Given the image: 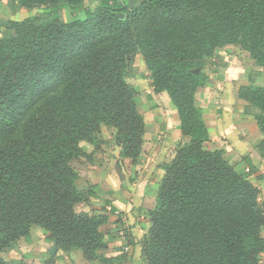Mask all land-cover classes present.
Masks as SVG:
<instances>
[{"label": "trees", "instance_id": "obj_1", "mask_svg": "<svg viewBox=\"0 0 264 264\" xmlns=\"http://www.w3.org/2000/svg\"><path fill=\"white\" fill-rule=\"evenodd\" d=\"M1 5L30 15L21 22L0 20V253L9 254L19 238L31 243L29 230L40 228L47 244L106 264L97 252L105 248L99 227L107 223V212L75 211L83 199L71 162L84 155L79 144L91 143L101 125L115 130L121 155L137 162L146 125L137 110L138 91L126 79L135 76L127 67L140 55L153 92L168 95L188 139L161 168L156 203L147 214L150 228L141 241L146 264H261L264 210L249 180L254 169L247 164V171L236 170L221 151L205 148L208 130L195 94L208 77L195 70L205 63L217 73L227 66L222 46L241 42L264 71V0H0ZM65 9L86 17L64 21ZM260 75L251 72L238 97L264 135V87L255 85ZM145 99L153 101L150 95ZM259 148L264 154V140ZM110 233L124 234L121 228ZM59 261L49 254L43 264ZM0 264L8 263L0 258Z\"/></svg>", "mask_w": 264, "mask_h": 264}, {"label": "crops", "instance_id": "obj_2", "mask_svg": "<svg viewBox=\"0 0 264 264\" xmlns=\"http://www.w3.org/2000/svg\"><path fill=\"white\" fill-rule=\"evenodd\" d=\"M94 4L96 7L97 3ZM5 7L6 5H1L0 11L7 12L4 10ZM90 9L92 10L94 7L90 6ZM40 12L41 9L33 11V13ZM29 14L30 11L27 9L9 11L8 20L21 22ZM62 14L64 21L85 19L83 11L71 15L70 10L65 9ZM17 17H22V19L17 21ZM230 81H232L230 85L233 88L231 91L227 88ZM249 84L247 79L242 84H238V77L230 80L225 75V78L219 81L216 77L211 76L204 87L195 94V104L201 109L208 130L209 141L205 143V148L210 151H221L223 156L229 159V162L238 163V170L247 171V164L250 165L254 172L250 175L249 180L258 190L262 191L264 183L258 182H262V180L264 182V154L259 145L264 140V135L257 127L254 117L244 113L247 103L238 97L239 88ZM211 101H213L212 105ZM144 123L147 127L146 122ZM171 123H163L161 130H165L166 133L165 144L176 148L181 139H185L182 144L186 143L188 139L181 135L177 114L176 122ZM146 135L147 132L144 134V140ZM159 165V163H155L154 169L146 170L152 175L146 179V182L140 178L137 184H126L123 187L114 184L112 188L110 187L113 191L112 202L108 200L109 203H106L105 200H102L101 194H96L97 197H93L94 200L90 199L91 202H81L75 205V211L78 213L100 214L103 209L106 210L107 223L99 227L100 232L104 234L105 248L97 252L107 260L106 264H146L141 255V241L150 228L146 215L156 203L158 186L154 190L152 185H159L163 176V170L159 168ZM86 166L90 168L89 170H93V167L89 166L87 162L80 167L84 169L82 172L87 171ZM83 176L87 175L83 174L79 178L81 179ZM89 181L92 182V180ZM85 193L88 194L89 190L86 189ZM125 197L129 198L131 203L126 202ZM92 203H96V205H92ZM111 206L115 209L113 213L109 211ZM121 211L124 212L123 215L118 214ZM134 215L140 216L142 220L135 221ZM124 221L129 227L128 234L125 232V237H118L114 233H110L117 228H125ZM29 235L31 243L28 244L23 238H19L11 246L10 253H0V258L6 260L5 256H9L11 259H20L27 264H43L50 254L61 258V261L55 262V264H104L99 261H85L80 250L66 253L59 250L54 244H47L44 241L46 233L40 228H31ZM261 236L264 238V231H261ZM261 264H264V254L261 257Z\"/></svg>", "mask_w": 264, "mask_h": 264}, {"label": "rangeland", "instance_id": "obj_3", "mask_svg": "<svg viewBox=\"0 0 264 264\" xmlns=\"http://www.w3.org/2000/svg\"><path fill=\"white\" fill-rule=\"evenodd\" d=\"M94 3L95 2L90 5L92 8L95 7ZM4 10L7 12L0 11V20L3 21L8 20L9 11H13L10 6H6ZM36 14L39 15L40 13ZM83 17H86L85 13ZM21 19L22 17H17V21ZM4 31L5 28L0 30V32ZM219 54L220 58H223L227 64L225 68H218L217 73H212L211 70L214 68L205 65V63H201L195 72H202L206 74L208 78L211 76L216 77L219 81H222V79L225 78V75L227 76V79L230 80H234L235 77H238V84H242L246 81V79L249 81L251 72L260 71L261 75L256 79L255 85L258 87H264L263 69L254 65V62L250 59L249 54L243 50L241 42L222 46L219 50ZM212 60V62L215 63L217 58L214 57ZM127 69L135 74L134 77L127 78L126 82L132 89H136L138 91L136 95L137 110L142 116L144 122L147 124V137L143 140L141 154L137 162L134 164L128 158H124L121 155V149L114 144L115 130L105 125L100 126L99 132L93 135L91 143L81 142L79 144V147L83 151L84 155L73 159L71 167L78 176L75 186L77 191L81 194L83 199L82 203L91 202L90 199H95L87 196L85 193L86 189H88L92 194H101L102 200H109L112 202L113 191L110 187L112 188L114 184H117V186L121 185V187L126 184H137L140 178L143 179V182H146V179H149L152 176L149 172H146V170H149L150 168L154 169L153 166L155 163L160 164L159 168H162L165 164H169L173 159L178 146L185 142L184 138L181 139V142H179V145H176V148L175 146L165 144L166 133L164 132L165 130H161V128L163 127V123L176 122V109L164 91L157 94L153 92L152 81L148 79V73L140 55L132 57ZM231 83L232 81H230L227 86L230 91L233 89L230 85ZM148 95L153 98V101L145 99ZM153 104L158 106L157 110H151V106ZM212 104L213 101H211V105ZM95 148H98L99 151H94ZM89 155L92 156L90 157V160H87ZM227 160L229 161V159ZM87 162L89 163V166L93 167V170H89L90 168L86 166L85 168L87 171L82 172L84 169L80 167L85 165ZM229 163L232 164L236 170H238V163ZM83 174L87 176H83L80 179L79 177ZM89 180H92L94 184ZM258 183L263 184L264 182L262 180V182ZM156 186L158 185H152L154 190ZM125 198L127 199L126 202L131 203L129 198ZM258 202L264 210V188L262 191L259 190ZM92 205H96V203H92ZM118 214L123 215L124 212L121 211ZM134 219L135 221L142 220L140 216L137 215H134ZM123 225H126L125 221ZM128 228L129 227L126 225L125 228L122 227V230L128 234ZM262 231H264V228ZM5 258L7 259L3 260L8 264L22 261L20 259H11L9 256H5Z\"/></svg>", "mask_w": 264, "mask_h": 264}, {"label": "built area", "instance_id": "obj_4", "mask_svg": "<svg viewBox=\"0 0 264 264\" xmlns=\"http://www.w3.org/2000/svg\"><path fill=\"white\" fill-rule=\"evenodd\" d=\"M124 232V231H123ZM121 234V233H120ZM126 235H125V232H124V234L123 235H121V237H125Z\"/></svg>", "mask_w": 264, "mask_h": 264}, {"label": "water", "instance_id": "obj_5", "mask_svg": "<svg viewBox=\"0 0 264 264\" xmlns=\"http://www.w3.org/2000/svg\"><path fill=\"white\" fill-rule=\"evenodd\" d=\"M53 251H55V250H53ZM52 254H54V253L52 252Z\"/></svg>", "mask_w": 264, "mask_h": 264}]
</instances>
